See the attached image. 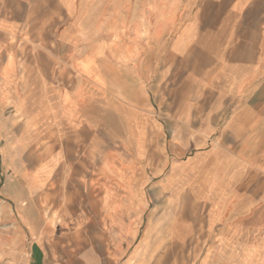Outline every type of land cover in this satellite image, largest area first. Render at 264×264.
Here are the masks:
<instances>
[{
    "label": "crops",
    "instance_id": "obj_1",
    "mask_svg": "<svg viewBox=\"0 0 264 264\" xmlns=\"http://www.w3.org/2000/svg\"><path fill=\"white\" fill-rule=\"evenodd\" d=\"M123 2L0 0V201L26 249L0 264H138L156 211L194 264H264V0H194L157 55H96Z\"/></svg>",
    "mask_w": 264,
    "mask_h": 264
},
{
    "label": "rangeland",
    "instance_id": "obj_2",
    "mask_svg": "<svg viewBox=\"0 0 264 264\" xmlns=\"http://www.w3.org/2000/svg\"><path fill=\"white\" fill-rule=\"evenodd\" d=\"M193 1L194 0H124L122 8L115 12V16L111 21H108L105 31L107 38V42H105L106 46L99 47L96 45L92 47V49L95 50L96 55L102 53L104 49L108 51V54L110 53L113 55L116 49H122V44L124 49H130L132 41L135 44L138 42V52H145L147 47H149L150 50L153 48L157 55L159 51H161L163 42L169 34L168 32L170 31L171 34H173L174 29H176L175 25H171L169 28L163 26L159 21L166 14L171 13V15L175 17L180 11V7H186L188 2ZM95 60L98 65L101 59L96 57L93 61ZM129 60L130 58L107 59V70L114 76L115 64H127ZM91 89L92 100L95 97L98 98V90L94 88ZM145 90L142 92L146 97L147 93ZM10 113L11 111L9 110L6 114ZM44 144H46V142L40 141L38 146ZM1 173L2 153L0 151V177ZM159 196H161V194L156 195V206L159 202ZM156 214V217H154L151 222L154 226V234H152L151 239L145 240L143 235L140 236V244H143L145 241H148L149 244L147 246V242L144 243V248L140 249V253L137 256L138 264H194L195 257L197 256V251L193 248L194 244L183 245L178 239V234H164L162 213L156 211ZM159 218L160 222L158 225H155V220ZM194 220L196 219L187 218V221L192 224V226L196 223ZM13 221V218L12 221H10L8 217L4 218V209L0 201V261L9 254L26 255L24 237L20 234V229L14 225ZM185 222L186 219L183 224H185ZM199 225H202V222L199 223ZM146 226L147 223L145 219L142 227V234H144ZM191 237V241H193L194 235L192 234ZM136 261L135 259L133 260L134 263Z\"/></svg>",
    "mask_w": 264,
    "mask_h": 264
}]
</instances>
